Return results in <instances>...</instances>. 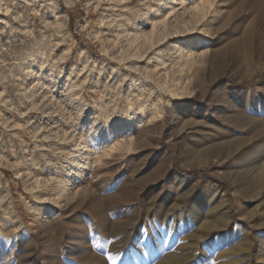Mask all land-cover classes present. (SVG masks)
Here are the masks:
<instances>
[{"label":"rangeland","instance_id":"1","mask_svg":"<svg viewBox=\"0 0 264 264\" xmlns=\"http://www.w3.org/2000/svg\"><path fill=\"white\" fill-rule=\"evenodd\" d=\"M140 105L145 126L116 130ZM254 127H264V0H0V264H132L136 245L143 264H160L167 254L155 259L149 243L180 228L201 191L224 193L229 224L193 243L206 215L192 217L171 252L264 264L260 156L236 172L193 153L238 137L239 160ZM126 182L127 201L113 206Z\"/></svg>","mask_w":264,"mask_h":264},{"label":"bare ground","instance_id":"2","mask_svg":"<svg viewBox=\"0 0 264 264\" xmlns=\"http://www.w3.org/2000/svg\"><path fill=\"white\" fill-rule=\"evenodd\" d=\"M68 86H70V85H68ZM145 107H143L141 105L139 107H137L136 109L133 107L135 109L134 111H132L131 113L127 112V113H130L129 118H127V120H125L123 125H118L115 127V129L118 131H120L124 128L132 130L135 128H142L143 126H145L147 119H149V118H147V119L145 118V116H146L145 115L146 114ZM125 112L123 110V113H125ZM111 115L113 116V114H111ZM124 115L125 114H123V116ZM123 116H121V118ZM212 127L218 133L222 132V129L218 128L217 126L213 125ZM254 130H255L254 131V134H255L254 142L251 143L249 146H246L245 148H243L241 151L239 150L241 153L240 157L242 159L240 158L239 160H236L232 156L238 150V148H239L238 143L240 142V139L238 137L235 138L234 136H233L234 138H229V139H226V140L218 142V143L210 141V143H208L207 145H204V147L199 148V149H194L193 153L198 155V156L212 155L215 158H218V159H221V160L227 162L228 166H230L232 168H236V172L241 170V162L244 161L245 158L248 159L250 157H256L259 155L260 160H258V165L256 166L257 173L255 174L252 185L254 188H256V187L264 188V160H263L264 159V127H258V128L254 127ZM120 132H123V131H120ZM254 134H253V136H254ZM251 141H253V140H251ZM75 161H74V163H76ZM83 164L81 166H85ZM127 182L122 183L120 185L118 184V186L116 187V192L111 193V196H109L108 202H110L113 206H118L120 203L127 201V194L129 192V187H130ZM172 185H174V183H172L171 186ZM210 194L211 193H209L207 191H201L199 194H197L195 196L192 204L190 205V207L186 210V212H184V213L180 212L181 214L178 216V219L182 222V226L180 225V228H177L175 231H172V228H171V232L168 236H164L166 233L165 232L166 229H164V231H160V238H157V242L156 243H153V242L149 243L148 251L151 250L152 256L155 259H157L161 253L167 254L165 256L164 262H162L160 264H190L189 262L191 261L192 256H193V251H192L193 248L192 247H189L186 245L184 248L178 249V250L172 251V252H171V248L177 244L176 239L183 232L184 223L188 222L192 217L199 216L200 214L206 215V218L202 219L199 222V231L196 235H193L194 237H193V240H191L192 242L195 241L196 239L201 238V237L204 238V236L207 233H210L214 228H218L221 226H228L229 221H230V213H231V211L229 209L230 208L229 199H227L225 197L224 193H222V192L213 193L214 197H211V199L209 198ZM91 204L95 208V211H98L99 214L103 217L104 215L101 213V210L103 209L102 201H100L99 199H95L92 201ZM219 208L224 209V210L218 211V210H220ZM135 216H137V215L135 214ZM132 219H134V218H132ZM137 219H135L136 221L134 220V222H137ZM263 220H264V215H263ZM162 221L163 222L161 224L165 223L166 218L163 217ZM109 224H110L111 230L128 228V225H124L118 221H115V222H112ZM144 227H145V222H141V228H144ZM159 227L160 226H158L156 228L158 230H161V229H159ZM139 229L135 224H133L132 232H137V231H139ZM214 239H215V237H214ZM222 239H223V237L218 234V236L215 239V242H218V241L221 242ZM193 243H195V242H193ZM230 243H231L230 250L232 252V256L236 257L235 260H233V262L242 261L245 258V254H246L245 253L246 239H244L241 236H238L237 230H235L233 232L232 239L230 240ZM121 244H122L121 242H116V243L107 245L106 249H107L108 258L113 257V255H115L117 253V249L119 248V246ZM136 246H137V251H139V253H138V255H133L134 257L132 260V264H143L142 260L144 259V256H145L144 255L145 250L143 251V249L141 248L140 245H136ZM89 258L92 261H94V260H100L101 261V258L99 256L91 255V256H89ZM191 264H192V262H191Z\"/></svg>","mask_w":264,"mask_h":264}]
</instances>
